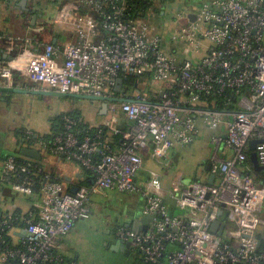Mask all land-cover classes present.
Segmentation results:
<instances>
[{"label":"built area","instance_id":"2783aa9c","mask_svg":"<svg viewBox=\"0 0 264 264\" xmlns=\"http://www.w3.org/2000/svg\"><path fill=\"white\" fill-rule=\"evenodd\" d=\"M163 1L66 0L51 20L63 30L53 34V42H37L44 25L22 39L0 36L6 55L17 42L24 46L16 57L0 61V89L29 91L16 82L18 73L41 91L123 99L108 102L110 118L94 134L81 132L71 116L50 140L25 131L40 150L88 171L90 183L71 193L62 182L46 178L37 212H29L28 220L27 211L0 210V264L60 261L53 253L58 239L89 217L92 195L108 190L142 199L140 228L122 225L114 231L140 255L141 264H264V242L256 235L264 185L245 165L250 142L260 139L255 153L264 166V0H205L186 18L177 15L179 24L169 38L146 19L150 8L161 12ZM127 77L167 86L149 97L129 94L123 83L116 92L117 80ZM118 113L128 123L124 129ZM196 118L210 129L225 125L224 136L212 137L213 183L184 185L177 179L165 189L161 176L152 173L139 184L141 152L149 141L153 157L162 159L173 145L193 142L199 133ZM101 127L119 140L104 137ZM220 149L230 156L222 158ZM1 166L0 182L12 193L33 195L38 173L32 162L6 156Z\"/></svg>","mask_w":264,"mask_h":264},{"label":"crops","instance_id":"0c3cea01","mask_svg":"<svg viewBox=\"0 0 264 264\" xmlns=\"http://www.w3.org/2000/svg\"><path fill=\"white\" fill-rule=\"evenodd\" d=\"M21 1L22 0H0V32L5 33L6 35H10V34L14 35V34H16V31L22 30L23 34L25 35L33 27H35L37 25H43L45 21L52 23L51 20L49 21L44 17L45 12H43V11L49 2H52V1L56 2L59 0H26L25 8L20 5ZM60 1H62V0H60ZM35 12L37 14H34ZM30 22H31V26L28 25V23H30ZM54 29L57 30V33L63 31L62 29H59L56 27H54ZM60 35L62 36V34H60ZM6 46L7 45L4 44V42H0V47L2 48L3 54L5 56H7L5 54V52L7 50ZM170 51L171 50H169V52ZM16 82L20 86L34 85V87H39L36 83L31 82V81L23 78L22 76H19L18 79H16ZM25 83L27 85H25ZM22 84H24V85H22ZM18 93H23V92H18ZM10 94L14 95L17 93L0 91V104L3 103L5 100L8 101L10 96H11ZM49 96H53V95H49ZM56 97H58V96H56ZM62 98H69V97H62ZM1 101H3V102H1ZM92 103H94V105L96 107L95 117H93V118L85 119L81 115V113L75 109L65 111L62 114L68 113V112L77 113V114H79L78 116L80 117V121L83 122L85 124V126H87L88 128H95L97 126L104 124L110 118V114L108 113L107 109H106V111H103V109L101 107L102 101H94ZM118 117H119V127L120 128H122V127L126 128L128 126V123L126 122L124 116L122 114L118 113ZM52 122H53V120H52ZM196 125L199 129V133L194 137L193 142L190 144H187V145H178V144L173 145L168 150L165 157L162 159H157V158L153 157L152 150H151L152 149V143H151V141H149L146 149H144L141 152L142 157H143V169L141 170V172L138 175V183L139 184L144 185L146 180L149 179V177L151 176L152 173L158 174V172H159L158 167H160V166H164L166 172H171L172 170H174V174L171 177V179H173L172 183L175 180H177V179L181 180L182 178H186V179L191 180V181H195V180L206 181V182L208 181L209 176L212 174L210 172V168H211L210 160H211L212 154L214 153V150H215L211 137H213L215 135L224 136L225 125L220 124L218 127L214 128V129H210L207 125H205L203 123V121L200 118H196ZM7 129H8L7 126H6V128H3L0 126V133L5 134V137H6L5 140L6 141H5L4 145H5V147H7V149H5V150H0V175H1V170H2V168H1L2 167L1 166L2 161H3L2 159L5 156L13 155V156H16L18 158L26 159V160L32 162L35 165V167L37 168V173L44 176L45 179L49 178V176L51 174H54L57 178H59L61 180L65 190H67V191H70V188H72L74 186H78L79 184H82L85 182L90 183L89 176L79 165L72 163V162L65 161L59 156H55V155L49 154L43 150H40L36 145L24 143V139H25L24 138L25 137L24 130L26 129V127H24V128L21 127L19 129L14 128L16 130H12V132H10V133L7 132L8 131ZM50 129H51V127H50ZM17 130H19V131H17ZM31 132H33L35 134H39V135H44V134L50 133L51 131L49 130L48 132H45L43 134L38 133L34 130H31ZM108 134L110 135L109 132H108ZM199 134L204 136V142H202V143H203V145L204 144L206 145L207 152L205 153V155L203 154L204 156H202L199 159V163L196 164L195 168H192V170H190L189 168L192 165L190 166V165H188V163L186 164V162H187L186 156L190 152L192 146H194L196 144V143H194V141ZM108 138H110V137H108ZM197 144H198L197 146L199 147V149H201L202 144L198 143V142H197ZM210 146L212 149L210 148ZM21 148H31V149L37 150L39 152L40 159H33V158H29V157H25V156L21 155V153H20ZM210 150H211V152H210ZM209 153H211V154H209ZM219 155L225 159V158H228L230 156V152L228 150L220 149ZM208 165H209V169L207 170ZM182 169H184V170H182ZM186 171L189 173L188 175L186 174ZM162 180H163V177H162ZM214 180H215V175H214ZM1 186H3V183L0 182V187ZM162 186L165 189H172V186L169 188L168 186L163 185V183H162ZM1 189H2V187H1ZM1 191L2 190H0V195L2 194ZM106 192L107 191H101V192H98V193H95L94 195H92L91 200H90V204H89L90 215H92V207L94 205L93 200H95L94 198L96 196L106 197L107 196ZM114 192H116V191H114ZM131 195H135L138 198V201L142 203V199L138 194H131ZM17 196H19V194H15V193H11V195L6 196L3 199V200H6L4 202V204L0 203V210L11 211L15 208H21L17 204ZM34 203H35L34 205H36L38 202H34ZM30 205H32V204H30ZM28 209H29V207L25 210H23L21 208L22 212L28 211ZM127 215H128V218H126V222L124 223V225L129 226L133 229H137L138 225H137V222L135 220V217H137V216L142 217L141 212H140V214H137L135 212L134 213L128 212ZM87 219H89V217ZM87 219L77 220L75 225L73 226V228L66 235H64L60 239H58V241L55 245L54 250L57 253V255L66 259L67 261H70V264H82L83 263L82 259H81V254L78 250L77 245L79 244V239L81 237H83V235H84L85 224H86L85 222ZM260 219H261V223L259 224V226L257 228L256 235L258 236V238L261 239V241L264 242V198H263V203H262V209L260 211ZM115 229L112 230V232H108L107 239L104 240V238H103L102 241H104V242L106 241L104 248H106L107 250L112 251V252L123 253L124 256L130 257L131 256L130 249L125 247L124 244H121L120 241L116 238L115 233H114Z\"/></svg>","mask_w":264,"mask_h":264},{"label":"rangeland","instance_id":"374dc122","mask_svg":"<svg viewBox=\"0 0 264 264\" xmlns=\"http://www.w3.org/2000/svg\"><path fill=\"white\" fill-rule=\"evenodd\" d=\"M203 1L205 0H165L161 4V12L163 14L161 12L154 13L153 8H150L146 19L160 28V32L166 38H169L179 24L177 15L182 14V17L186 18L187 13L197 10ZM56 10L55 3L49 2L43 11L45 12L44 17L49 21L52 20L56 15ZM20 34H23L22 30L16 31V35ZM166 86L167 84L164 82L147 79L141 86V94L149 97L152 93H157ZM31 90L41 91L38 88L29 89V91ZM128 93L132 94L133 89H129ZM92 102L94 100L62 98L28 92L17 93L11 95L8 101L5 100L0 104V126L3 128L7 126L8 133L12 132V130L26 127L24 132L34 130L43 134L49 130L51 131L50 127L52 128L53 118L65 111L75 109L85 119L95 117L96 107ZM5 138V134L0 133V150L7 149L4 145ZM197 142L202 144L201 149L197 146ZM202 142H204V136L199 134L194 141L196 144L192 146L186 156V164L192 165L189 168L190 170L195 168L196 164L199 163V159L207 152L206 145H203ZM158 168L161 180L163 177V185L170 188L173 184L171 177L174 174V170L166 172L164 166ZM186 174L188 175L189 173L186 171ZM190 181L186 178L181 179V183L184 185H188ZM106 193V197L96 196L94 198L92 215L86 220L84 235L79 239L77 246L81 254L82 264H135L136 260L140 259V255L135 251H131V256L126 257L123 253L112 252L104 248L106 241L102 240L103 238L104 240L107 239L108 232H112L116 227L124 225L126 218H128V212L140 214L142 203L138 201L135 195L114 191H107ZM31 198L30 196L19 194L17 196V204L25 210L34 202ZM5 201L2 200L1 204H4ZM176 213H179L178 209Z\"/></svg>","mask_w":264,"mask_h":264},{"label":"trees","instance_id":"16d2710c","mask_svg":"<svg viewBox=\"0 0 264 264\" xmlns=\"http://www.w3.org/2000/svg\"><path fill=\"white\" fill-rule=\"evenodd\" d=\"M65 2H66V0H62V1L59 0V1L54 2L56 9L58 7H60V6H62ZM34 14H37V13L35 12ZM28 25L31 26V22L28 23ZM43 25L46 28V32L41 37H39L37 39V42L38 43L53 42V40H54L53 34L54 35H55V33L57 34V30H55L54 27H52V24L50 22H48V21L47 22L45 21ZM30 34L31 33H28V35H30ZM10 35L13 36L15 39H22L24 37V34H22V35H16V34L13 35V34H10ZM10 35H6L5 33L0 32V36L1 37H7V36H10ZM4 39L2 41H0V42H4V44H6V41ZM22 44H23L22 42H17L16 45H15V47H14V50L11 51V53L8 54L7 56H5L3 54L2 48L0 47V61H8L9 59H11L13 57H16L17 54H19V52L24 47ZM19 76L20 75L18 73H15V80L18 79ZM144 82L145 81L142 82V81H140V79H137L135 77H127V78H125V79L122 80L123 89H125V91H127L129 89H133L134 91L141 92V86L144 84ZM22 85H24V84H22ZM25 85H27V84L25 83ZM21 87L33 88L34 85H27V86H21ZM208 100L209 101H212L213 100V97H209ZM218 103H219V101L217 102V104ZM217 108L221 109L222 106L221 105H218ZM78 115L79 114L74 113V112H68V113H64V114H61L59 116H56L53 119L52 128H51V132L50 133H47V134H44V135H39V134H35V133H33V134H34V136L36 138L39 137V138H42V139H45V140L52 139L53 136H55L58 132L61 131V126H62V123H63L62 121L67 116L74 117V118H76L79 121L78 123H79V128H80V131L81 132H87L89 134H94L95 131H96V128H88L87 126H85V124L80 121V117ZM101 130H102V134H103L104 137H110L114 142H116V141L119 140L118 136H112L111 134L109 135L106 128L101 127ZM34 136H31V138L29 140L24 137L25 138L24 139V143L32 144V140H33ZM10 156H13V155H10ZM14 157L16 158L17 162H19V163L22 162L23 160L24 161L26 160V159L18 158L16 156H14ZM245 165H246L247 172H249L253 176V178L255 179L256 183L259 184V185H264V172L263 171H256V170H254L253 169V164H252L250 158H248L246 160ZM83 170L87 173L88 176L90 175V173L88 171H86L85 169H83ZM44 179H45L44 176L38 174V177L36 178V183H35V186H34V193L31 196L32 197L31 199L34 202H38V200H39V192H40V188L42 187V183L44 182ZM48 179L51 180V181H60L61 182V180L59 178H57L54 174H51ZM85 183H88V182H85ZM3 187H4L3 188V192H2L3 195L4 196L11 195L12 190L10 189V186L6 184V185H3ZM34 202L32 203V205L29 206L28 211L25 212L24 215L26 217H27V215H28L29 212H31L34 215L36 214L37 209H36V207L34 205L35 204ZM14 210H15L16 213L22 212L21 208H15ZM28 219L29 218L27 217V220ZM7 239H8V242L12 244L11 245L12 247L13 246L14 247H17L18 246L14 242V239H12L11 237H7ZM53 253L54 254H57L54 249H53ZM60 258H61L60 261H55V262H42V263H39V264H70V261H67L66 259H64L62 257H60ZM8 264H17V261L10 260L8 262ZM135 264H141V261L139 259H137L136 262H135Z\"/></svg>","mask_w":264,"mask_h":264},{"label":"water","instance_id":"95a60500","mask_svg":"<svg viewBox=\"0 0 264 264\" xmlns=\"http://www.w3.org/2000/svg\"><path fill=\"white\" fill-rule=\"evenodd\" d=\"M25 4H26V0H22L20 5L22 7L25 8ZM121 85H122V79H118L117 80V85L115 87V91L116 92H121ZM0 91H5V92H15V93H18V92H28V93H33V94H46V95H53V96H58V97H69V98H79V99H89V100H94V101H102V109L103 111H106L107 109V105H108V102L109 101H120V100H123V99H116V98H100V99H95V98H92V97H88V96H76V95H68V94H61V93H57V92H53V91H39V90H32V91H28V90H25V89H18V88H10V89H0ZM262 140L260 139H256V140H252L250 142V160L253 164V169L256 170V171H263L264 172V166H260L257 162V157H256V153H255V147H256V144L261 142ZM20 153L21 155L25 156V157H29V158H33V159H40L39 157V152L35 149H31V148H21L20 150ZM209 169V165L207 167V170ZM214 181V175L211 174L208 178V181L207 183L209 184H212ZM77 190V186H74L72 188H70V191L71 193H75ZM165 202L166 203H169L171 206L174 205V202L173 200H170V199H165ZM171 214H173V211H171ZM135 220L137 222V225H138V228H140L141 224L144 222V219L143 217H140V216H137L135 217ZM218 226V222H215L212 227L210 228L211 231L215 232L216 231V228ZM24 230L21 231V234H24ZM218 234H220V231H218ZM123 244V243H121ZM125 247L129 248V245L128 244H124Z\"/></svg>","mask_w":264,"mask_h":264},{"label":"flooded vegetation","instance_id":"af4514ba","mask_svg":"<svg viewBox=\"0 0 264 264\" xmlns=\"http://www.w3.org/2000/svg\"><path fill=\"white\" fill-rule=\"evenodd\" d=\"M3 185H4V184H3ZM1 187H2V189H1ZM1 187H0V190H2L1 192H3V188H4V187H3V186H1ZM4 197H6V196H4L3 193H2V194L0 195V203L2 202V200L4 199ZM120 243H121V242H120Z\"/></svg>","mask_w":264,"mask_h":264}]
</instances>
